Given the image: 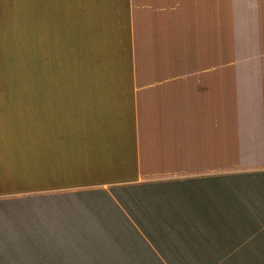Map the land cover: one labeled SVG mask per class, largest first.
Returning a JSON list of instances; mask_svg holds the SVG:
<instances>
[{"label":"crops","instance_id":"1","mask_svg":"<svg viewBox=\"0 0 264 264\" xmlns=\"http://www.w3.org/2000/svg\"><path fill=\"white\" fill-rule=\"evenodd\" d=\"M0 264H264V0H0Z\"/></svg>","mask_w":264,"mask_h":264},{"label":"rangeland","instance_id":"2","mask_svg":"<svg viewBox=\"0 0 264 264\" xmlns=\"http://www.w3.org/2000/svg\"><path fill=\"white\" fill-rule=\"evenodd\" d=\"M10 57H8V60H9ZM15 74V73H14ZM19 78L21 80H31V79H34L35 76H34V72H31L29 70V72H24V73H17ZM22 95V94H27V95H34L35 94V89L34 87H29L28 89H21V88H13L12 89V95Z\"/></svg>","mask_w":264,"mask_h":264}]
</instances>
